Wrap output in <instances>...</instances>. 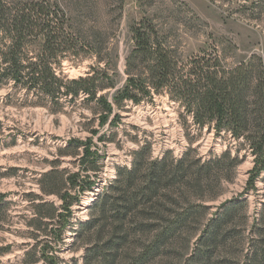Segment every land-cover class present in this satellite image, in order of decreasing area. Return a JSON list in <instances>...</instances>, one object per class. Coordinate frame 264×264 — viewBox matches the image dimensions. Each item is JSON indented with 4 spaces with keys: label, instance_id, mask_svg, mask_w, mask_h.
Listing matches in <instances>:
<instances>
[{
    "label": "trees",
    "instance_id": "trees-1",
    "mask_svg": "<svg viewBox=\"0 0 264 264\" xmlns=\"http://www.w3.org/2000/svg\"><path fill=\"white\" fill-rule=\"evenodd\" d=\"M69 29L67 15L57 0H0V88L11 83L34 97L35 105L47 102L55 107L74 104L82 96L96 104L98 126L106 124L113 108L123 102L137 105L165 93L190 115L198 132L207 128L215 138L223 135L235 148L233 153L227 148L203 162L188 161V154L179 159H169L168 153L153 158L148 145L137 149L131 166H117L114 179L93 200L89 219L72 229L77 237L96 230L98 243L85 248L82 264H119L130 255L129 249L144 239L146 247L132 262L143 264L153 259L161 246L184 240L189 225L206 210L191 203L190 197L213 191L220 175L231 181L234 170L248 155L252 167L243 191L218 207L220 212L198 237L205 251H197L207 259L208 247L224 243L233 234L222 232V225L244 204L241 196L258 191V181L262 192L254 232L264 245V61L253 56L228 66L212 49L182 62L156 25L141 19L130 28L133 44L125 58L126 81L109 101L106 95L98 94L101 84L110 82L105 74L91 69L85 76L68 79L60 73L62 59L68 55L78 58L79 43ZM107 86L113 88L112 84ZM118 119L114 114L108 126H115ZM89 133L91 137L98 135L97 130ZM91 137L71 139L64 147V151L77 153L80 171L68 174L53 168L37 180L41 196H35L39 203H34L29 225L43 238L36 237V243L24 254L31 259L28 264H59L54 248L63 241L66 227H72V206L98 184L101 159L99 150L91 148ZM103 139L104 135L98 138ZM48 195L56 196L61 205L43 202ZM2 198L0 195V202ZM251 258L253 264H264V248L254 251Z\"/></svg>",
    "mask_w": 264,
    "mask_h": 264
},
{
    "label": "rangeland",
    "instance_id": "rangeland-1",
    "mask_svg": "<svg viewBox=\"0 0 264 264\" xmlns=\"http://www.w3.org/2000/svg\"><path fill=\"white\" fill-rule=\"evenodd\" d=\"M64 9L70 33L79 43L78 58L68 55L62 59L60 73L76 79L98 70L110 78L101 84L98 94L110 101L115 89L126 81L125 58L131 50L130 28L138 20H151L159 34L175 51L176 58L185 62L192 56L215 49L228 66L247 62L253 56L264 61V0H57ZM106 79V78H105ZM112 84L113 88L107 85ZM106 85V86H105ZM97 94V95H98ZM61 107L47 102L35 105V98L16 90L10 83L0 88V264H28L25 257L43 234L29 225L35 213V196H41L37 180L51 169L68 174L80 171L79 156L73 150L64 151L71 139L84 140L92 136L91 148L98 149L100 172L97 186L78 197L72 206V227L62 232L63 241L54 248L59 264H82L86 247L98 243L95 231L74 235L77 223L89 219L92 203L115 177L117 166L129 168L133 153L148 145L151 157L187 160L219 156L227 148H235L226 138H215L204 128L198 132L191 117L173 102L168 94L154 95L151 101L140 104L123 102L114 107L119 115L115 126L108 122L98 126V108L94 102L83 100ZM104 135L103 140H98ZM64 151V152H63ZM81 152H78L80 154ZM248 155L234 170L231 181L220 175L213 191L202 196L193 195L191 203L205 206L193 225H189L184 240L161 246L159 253L143 264H253L254 251L264 248L254 232L256 212L261 200L262 183L257 182L256 193L241 196L244 204L231 221L222 225V232L231 236L216 247L202 251L198 237L201 230L220 212L225 201L236 199L243 191L247 172L252 167ZM92 176V175H91ZM219 192V193H218ZM217 193L216 197H213ZM74 194V191H71ZM59 207L61 201L54 195L43 197ZM38 237V238H36ZM188 237V238H186ZM186 238V239H185ZM140 239L129 249L130 255L119 264H132L146 247ZM218 243V242H217ZM143 244V246H142ZM257 248V249H256ZM126 254V253H123ZM38 257V256H36ZM34 264V263H32ZM35 264H41L37 262Z\"/></svg>",
    "mask_w": 264,
    "mask_h": 264
}]
</instances>
